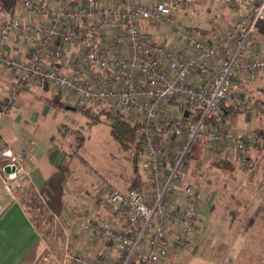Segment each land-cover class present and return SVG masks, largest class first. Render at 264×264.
Wrapping results in <instances>:
<instances>
[{"label": "built area", "instance_id": "built-area-1", "mask_svg": "<svg viewBox=\"0 0 264 264\" xmlns=\"http://www.w3.org/2000/svg\"><path fill=\"white\" fill-rule=\"evenodd\" d=\"M203 1L16 0L37 19L19 17L14 7L5 11L0 65L17 79L5 96L7 104H16L27 88L43 85L65 92L77 107H112L138 121L146 183L126 191L106 187L101 198L114 219L84 218L79 224L80 232L111 243L118 256L113 261L72 249V264H163L189 249L210 202L198 181L187 179L193 143L207 140L214 154L234 152L241 170L256 167L250 151L254 136L213 118L223 103L242 109L253 105L248 92L236 93L233 87L240 76L264 72V49L253 43L264 19V0L210 35L187 30L176 20L179 12ZM144 22L170 26L177 43L153 38L143 30ZM12 36L34 40L28 58L7 54ZM179 97L192 112L174 118L165 106ZM196 110L199 116L193 118ZM169 131L172 137L161 135ZM31 154L30 148L5 151L2 169L15 167L6 176L17 181V189L28 177L24 162Z\"/></svg>", "mask_w": 264, "mask_h": 264}, {"label": "crops", "instance_id": "crops-1", "mask_svg": "<svg viewBox=\"0 0 264 264\" xmlns=\"http://www.w3.org/2000/svg\"><path fill=\"white\" fill-rule=\"evenodd\" d=\"M256 2L257 0H230L227 3L204 0L196 3L189 11L179 12L176 20L187 30L210 35L220 29H226L234 21L247 15ZM228 6L240 9L241 14L234 15L232 13L234 10H230ZM12 7L19 17L37 19L32 12L17 6L16 0H0V27L6 19L5 11ZM205 23L207 25H203ZM149 26L158 28L159 25ZM164 26L169 28L168 34L160 32L155 36L149 32L145 23L143 30L157 40L165 37L177 43V36L171 31L170 26ZM253 43L264 49V41L253 39ZM33 45V39L21 42L12 36L7 45V54L19 59L28 58L29 49ZM54 65L60 67V64ZM263 78L264 72L251 78L245 79V76H240L236 79L233 91L248 92L254 100L253 105L248 107L252 108L250 110L264 112V84L261 82ZM16 82V76L11 70L0 65V264H70L66 260L65 252L47 250L49 241L39 222L29 214L25 205L26 199L34 195L46 203L50 202V209L54 215L57 217L60 215L62 219L67 220L66 226L63 225L64 235L60 236L67 246L83 250L92 257L109 256L115 261L118 252L111 243L79 230V224L84 218L113 220L114 217L107 211L103 198L94 197L87 191L72 187L79 179L74 177V165L70 163L71 158L66 150L72 141L69 136V130L72 128L64 126L60 117H54L52 122L45 126L37 124L41 116L49 118L57 113L58 108L67 109V106L54 105L55 102L74 105L72 97L61 90L34 85L20 93L16 104L6 108L3 104V94L5 90L13 88ZM37 95L47 96L48 104L36 102L34 97ZM57 95L59 99H56ZM256 101L257 106L253 107ZM185 110L192 112L190 106L183 107L181 111ZM237 116L226 120L220 117L216 121H225L238 134L254 136L255 144L250 151L256 167L253 170L239 169L232 151L221 152L211 158L213 161L223 158L228 163H234L237 172L231 171V166H227L222 169L223 171L207 173L206 185L198 181L199 186L207 188L205 190L201 188L203 191L210 195L213 193L211 202L204 207V217L193 233L190 248L178 252L163 264H264V138L260 135L261 132L264 133V127L237 126L234 123ZM62 120L66 121L68 117L63 116ZM161 135L172 137L170 131ZM24 148H30L32 154L24 162L28 177L21 183V189H17V181H9L7 173L2 168L6 162V150L17 152ZM199 171L201 169H198ZM142 178L139 182L146 183L147 176L145 180ZM187 179L191 180L188 175ZM226 181L230 193L238 191L236 205L229 212L233 213L237 209L240 214L236 221L233 220V223L229 224L230 229L224 235L222 233L220 239H211L200 234L201 224L206 218L205 214L212 211V203L219 196L218 183ZM219 243L222 246H219Z\"/></svg>", "mask_w": 264, "mask_h": 264}, {"label": "rangeland", "instance_id": "rangeland-1", "mask_svg": "<svg viewBox=\"0 0 264 264\" xmlns=\"http://www.w3.org/2000/svg\"><path fill=\"white\" fill-rule=\"evenodd\" d=\"M228 8L234 10L232 13L236 16L241 14L240 9H234L231 6H228ZM187 22L189 23L188 20ZM144 23L148 26L147 29L149 32L155 36H158L160 32H166V34L169 32V28L162 24L153 25H159L158 28H153L149 26L151 23ZM203 25L207 24L205 23ZM254 39L257 41H264V19L259 22ZM261 82L264 84V78ZM10 89L5 90L2 98L6 108L11 106L5 102V96ZM58 97L57 95L56 99H59ZM47 98L48 97L45 95H37L34 97L39 104L46 103ZM52 99L55 100V98ZM174 102L175 103H167L165 107L168 114H171L174 118H180L183 116L181 110L186 106L187 101L185 98L179 97ZM92 108H94L96 112H99L102 108L106 107L93 106ZM57 110V113H54L55 115L52 114L49 118L41 116L37 124L45 126L52 122L54 117H60L59 119L63 121L64 126L67 125L72 128L69 130V136L72 141L71 144L66 147V150L71 158L70 163L74 165V177L75 179L77 177L79 178L75 185L72 186L73 189L77 187L79 190H83V192H89L94 197H101L106 187H115L121 191H126L136 182H139L141 177L145 180L147 169L144 164L143 154L141 153V157L137 160L139 170L136 171L133 154L137 147L132 146V148L128 149L120 141L115 139L111 133V128L105 115L102 116L99 122L92 124L91 122L93 119L91 116H88L80 109L68 110L65 108H58ZM63 116H67L68 120H62ZM234 123L237 126L264 127V112L261 110L247 111L235 117ZM78 145H81V147H78ZM137 150L142 152L139 143ZM206 153L207 158H213L215 155L209 149L206 150ZM195 164L194 161L190 162L191 170L188 172V177L191 179L190 181H200L203 185H206V181L208 180L207 173H209V171L201 169V171H199V176L193 178V172L198 171ZM227 187L228 181L218 183L219 196L212 203V211L205 214L206 218H204L205 220L201 224L202 229L200 228L202 230L200 234H203L205 237L216 240L220 239L222 233L224 235V233L230 229L228 228L230 226L229 224L233 223V220L236 221L240 214L237 209H235L233 213L229 212V210L233 209L236 205V192L238 191L236 190V192L232 194ZM200 188L203 190L207 189L202 186ZM212 195L213 193L210 195V202ZM25 205L29 214L39 222V225L43 229V233L46 235L45 237L49 241V249L47 250H52L53 252L61 251V253L65 252L66 260L68 263L70 262V264H72L69 253L73 248L67 246V244L63 242L62 237H60L64 235L63 225L66 226L65 222H67V220L62 219L60 215L58 217L54 215L50 209V202L46 203L45 200L38 196L34 195L31 198L28 197L25 201ZM47 234L49 236H47ZM219 246H222V244L219 243Z\"/></svg>", "mask_w": 264, "mask_h": 264}, {"label": "trees", "instance_id": "trees-1", "mask_svg": "<svg viewBox=\"0 0 264 264\" xmlns=\"http://www.w3.org/2000/svg\"><path fill=\"white\" fill-rule=\"evenodd\" d=\"M174 103V102H173ZM54 105L66 107L67 105H73L72 103H64V102H55ZM191 105L187 104L186 107ZM257 106V101L254 103L255 107ZM78 109L84 111L88 116H91L92 124L97 123L101 120L102 116L105 115L107 118V122L110 125L111 133L115 139L120 141L126 148L130 149L132 146H136L138 148V138H139V130H138V121L133 117L123 116L116 112L112 107L102 108L101 111L96 112L92 107H78ZM252 108H238L232 104L223 103L218 112L214 115V120L217 118L232 119L234 116L245 113ZM186 113L189 115L190 111L183 112L185 116ZM192 116L193 118H198L199 113L197 110L194 112ZM262 137L264 138V133L261 132ZM260 138V136L258 137ZM264 140V139H263ZM81 147V145H78ZM135 148L133 154V160L135 163V170L138 171L137 160L141 157V153ZM261 150L260 147H258ZM210 149V144L207 140H200L191 146L189 153V171L191 170L190 162H195L196 167L198 169L208 170L209 174H212L215 170L223 171L222 169L231 166V171L237 172V166L234 163H228L223 158L217 159L213 161L210 157H206V150ZM208 174V175H209ZM115 188V187H114Z\"/></svg>", "mask_w": 264, "mask_h": 264}, {"label": "water", "instance_id": "water-1", "mask_svg": "<svg viewBox=\"0 0 264 264\" xmlns=\"http://www.w3.org/2000/svg\"><path fill=\"white\" fill-rule=\"evenodd\" d=\"M66 108L69 109V110H77L78 109V107L77 106H74V105H67ZM186 116H188L187 113H186ZM15 170H16L15 167L14 166H10V165L5 166V168H4V171L7 174L14 173Z\"/></svg>", "mask_w": 264, "mask_h": 264}]
</instances>
